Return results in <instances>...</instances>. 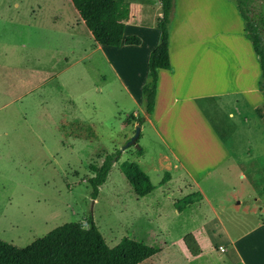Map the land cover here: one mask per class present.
<instances>
[{
  "label": "rangeland",
  "instance_id": "374dc122",
  "mask_svg": "<svg viewBox=\"0 0 264 264\" xmlns=\"http://www.w3.org/2000/svg\"><path fill=\"white\" fill-rule=\"evenodd\" d=\"M133 2L135 8L143 5L141 23L149 29L127 33L145 38L148 48L159 29L160 3ZM65 3L0 0V239L24 247L65 223L86 225L93 220L112 247L129 237L159 250L140 264H264V247L257 244L263 237L260 230L249 237L234 234L231 211L224 214V225L192 180L174 177L162 184L166 171L158 159L163 148L144 121L138 145L155 161L156 168L149 170L155 189L143 197L135 193L121 163H138L139 147L123 148L136 134L132 125L138 120L130 116L145 111L140 91L141 83L149 80L145 58L134 67L128 54L98 47L88 29H66V20L55 18L66 10ZM186 4L189 1L174 0L171 17L180 15ZM71 32L78 39L73 40ZM73 47L77 54L71 52ZM140 53L144 55V49ZM74 116L83 122L76 128ZM75 131L83 136L76 137ZM256 148L252 156H242L246 180L239 179L240 170L202 174L199 183L208 195L215 192L216 206L243 190L251 207H264V143ZM118 152L121 155L93 198L90 179L108 155ZM225 172L229 174L224 181ZM189 196L196 200L190 214L182 209ZM176 208L183 213L177 214ZM263 221L264 212L249 210L240 230L257 229ZM196 228H203L210 238L199 256L182 240ZM228 230L238 240L243 258Z\"/></svg>",
  "mask_w": 264,
  "mask_h": 264
},
{
  "label": "crops",
  "instance_id": "0c3cea01",
  "mask_svg": "<svg viewBox=\"0 0 264 264\" xmlns=\"http://www.w3.org/2000/svg\"><path fill=\"white\" fill-rule=\"evenodd\" d=\"M128 1L131 4V12L126 21L125 35H131L127 33L128 29L137 33L148 30L149 28L141 23L143 5L139 3V8H135V2ZM188 1L189 4H186L180 15L171 17V66L169 69L158 70L153 112L148 114L145 110L142 114L135 112L133 116L144 117V122L150 125L163 148V151L159 152L158 162L171 176L164 184L172 182L176 177L183 181L192 180L201 189L202 198L209 201L221 223L224 214L231 211L233 218L230 220V228L235 231L234 234L249 237L253 231L260 230L263 236L260 239L264 240V221L257 229L252 227L240 230L249 210L264 212V207L259 206L261 204L251 207L242 190L233 193L234 200L229 203L221 202L220 206H216L213 198L215 192L209 191L212 196L208 195L199 183L202 174L204 176L210 172L214 175L219 170H240L239 179L249 178V174L247 176L243 172L242 156H252L257 151L258 144L264 143V117H260L255 109L264 103V91L260 86L261 66L251 42L245 36L242 17L233 1L186 0ZM64 8L66 10L55 18L65 19L66 29H69V26H72V31L75 27L88 29L72 0H66ZM151 32L154 34L153 29ZM70 34L73 40L78 39L76 33ZM152 37L148 48H144L146 40L143 37H140L141 45L123 44L120 47H112L96 43L103 49L112 47L115 54H128L131 58L130 64L134 67L141 65L143 56L149 78V57L159 43L160 30L157 29ZM142 49L144 55L140 53ZM71 52L77 54L74 47ZM146 82L140 85L142 93ZM140 94L139 105L142 103ZM158 102L160 105L157 106ZM156 106L159 108L156 109ZM72 123L74 128L83 124L77 116L72 118ZM132 126L135 130L138 123ZM141 127L143 132V124ZM74 134L76 137L83 136L78 131ZM143 151V154L138 156V164L149 175V170L156 168V165L153 158H146L147 152L144 148ZM228 174L225 172L221 178L225 181ZM172 196L169 194L170 198ZM193 204L183 207L184 213L190 214L189 209ZM182 209L176 208V213L181 215ZM228 232L231 244L240 252L238 240L230 230ZM190 234L197 241L201 254L210 244L209 234L203 228L193 229ZM185 236L182 240L189 251ZM260 239L258 238L257 244L264 247ZM251 242L252 240L249 241ZM240 257L243 258L241 252ZM241 261L245 262L242 259Z\"/></svg>",
  "mask_w": 264,
  "mask_h": 264
},
{
  "label": "trees",
  "instance_id": "16d2710c",
  "mask_svg": "<svg viewBox=\"0 0 264 264\" xmlns=\"http://www.w3.org/2000/svg\"><path fill=\"white\" fill-rule=\"evenodd\" d=\"M243 20L246 38L251 42L261 66L260 86L264 91V0H231ZM94 40L103 46L141 45L138 35H125L126 21L130 17V4L124 0H72ZM161 15L157 25L160 40L149 57V80L143 86L145 110L153 112L158 86V70L171 66L169 44L171 11L174 0H159ZM256 112L264 117V103ZM140 125L144 117H134ZM130 120V118H129ZM128 120V122H129ZM139 142V139L138 141ZM138 148V155L143 154ZM108 155L102 162L98 174L90 179L92 196L97 198L118 157ZM121 168L135 193L146 196L155 189L150 176L135 161L126 160ZM165 172L162 184L170 179ZM189 196L183 207L195 202ZM185 243L193 255L200 254V247L192 234L185 236ZM159 250L133 238L124 237L116 246H110L93 220L70 222L60 225L47 235L34 240L27 246L18 247L0 239V264H139Z\"/></svg>",
  "mask_w": 264,
  "mask_h": 264
},
{
  "label": "water",
  "instance_id": "95a60500",
  "mask_svg": "<svg viewBox=\"0 0 264 264\" xmlns=\"http://www.w3.org/2000/svg\"><path fill=\"white\" fill-rule=\"evenodd\" d=\"M140 134H141V125H138L137 127H136V134L130 139V141L125 145V147L123 148V150L124 149H126L128 146H130V145H136L137 147H139V145H138V139H139V136H140Z\"/></svg>",
  "mask_w": 264,
  "mask_h": 264
},
{
  "label": "built area",
  "instance_id": "2783aa9c",
  "mask_svg": "<svg viewBox=\"0 0 264 264\" xmlns=\"http://www.w3.org/2000/svg\"><path fill=\"white\" fill-rule=\"evenodd\" d=\"M220 250H221V251H225V248H224V247H221Z\"/></svg>",
  "mask_w": 264,
  "mask_h": 264
}]
</instances>
